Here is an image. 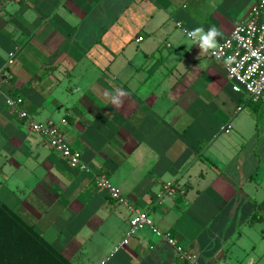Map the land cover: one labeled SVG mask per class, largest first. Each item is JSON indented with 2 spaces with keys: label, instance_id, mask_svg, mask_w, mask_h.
I'll return each mask as SVG.
<instances>
[{
  "label": "crops",
  "instance_id": "1",
  "mask_svg": "<svg viewBox=\"0 0 264 264\" xmlns=\"http://www.w3.org/2000/svg\"><path fill=\"white\" fill-rule=\"evenodd\" d=\"M253 2L0 0V201L52 249L10 252L0 221V264H179L148 227L113 253L132 212L98 174L197 264H264V103L187 35L215 26L218 45ZM4 95L55 122L87 170Z\"/></svg>",
  "mask_w": 264,
  "mask_h": 264
},
{
  "label": "built area",
  "instance_id": "2",
  "mask_svg": "<svg viewBox=\"0 0 264 264\" xmlns=\"http://www.w3.org/2000/svg\"><path fill=\"white\" fill-rule=\"evenodd\" d=\"M142 39L143 37H138L136 41L140 42ZM206 55L222 65L226 79L231 83L234 92L245 93L251 101L264 103V0H254L246 20L238 22L229 36L217 45L214 52L206 53ZM14 58L15 52H9L8 66L14 64ZM0 95H3L1 85ZM4 102L16 113L18 118L27 121L31 132L43 135L47 139L50 148L62 158H65L71 167L83 171L87 170L85 163L82 161L81 153L72 148L65 140L55 122L51 120L46 122L35 121L22 108L23 99L20 96L4 95ZM229 129L228 126L221 128L223 131H229ZM95 184L98 188L106 190L108 195L116 202L126 205L132 212L128 229L123 239L114 248L113 253L126 245L138 230L148 227L173 249L179 264H197L195 257L179 244L170 231L160 230L153 225L146 212L131 208L128 200L120 194L117 188L110 184L105 175H96Z\"/></svg>",
  "mask_w": 264,
  "mask_h": 264
},
{
  "label": "trees",
  "instance_id": "3",
  "mask_svg": "<svg viewBox=\"0 0 264 264\" xmlns=\"http://www.w3.org/2000/svg\"><path fill=\"white\" fill-rule=\"evenodd\" d=\"M0 221H6L8 225L7 236L11 239V241L8 240V249L10 252H15L14 254H17V252H23V248H25V251H32L34 247L38 246H44L52 250L50 246L32 230L31 226L25 224L22 219L16 216L15 213L9 210L1 201ZM22 237L26 241L20 243V240L23 239ZM65 263L71 264L68 261H65Z\"/></svg>",
  "mask_w": 264,
  "mask_h": 264
},
{
  "label": "clouds",
  "instance_id": "4",
  "mask_svg": "<svg viewBox=\"0 0 264 264\" xmlns=\"http://www.w3.org/2000/svg\"><path fill=\"white\" fill-rule=\"evenodd\" d=\"M188 38L195 44L198 45L199 49L203 53H213L217 48V37L220 36L219 30L213 26L207 31L203 27H197L194 30L187 33ZM119 96H125L126 93L123 91L118 92ZM113 103H116L117 106H120V101L116 102L113 100Z\"/></svg>",
  "mask_w": 264,
  "mask_h": 264
}]
</instances>
